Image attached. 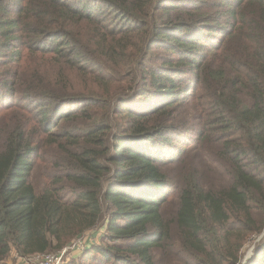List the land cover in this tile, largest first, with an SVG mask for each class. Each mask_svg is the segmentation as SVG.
I'll return each mask as SVG.
<instances>
[{
    "label": "trees",
    "instance_id": "1",
    "mask_svg": "<svg viewBox=\"0 0 264 264\" xmlns=\"http://www.w3.org/2000/svg\"><path fill=\"white\" fill-rule=\"evenodd\" d=\"M94 229L63 264H240L264 232V0H0V264Z\"/></svg>",
    "mask_w": 264,
    "mask_h": 264
},
{
    "label": "rangeland",
    "instance_id": "2",
    "mask_svg": "<svg viewBox=\"0 0 264 264\" xmlns=\"http://www.w3.org/2000/svg\"><path fill=\"white\" fill-rule=\"evenodd\" d=\"M101 232H102L101 229H98V230L94 229V230L85 232V234L82 235V237H84L83 239H82V237H80V238H77V239H79L78 241L74 240L73 241L74 243L73 242L69 243L66 247V251H65L66 253H64L65 254L64 256L66 257V259L69 258V260H73V259L77 258L79 256V249L81 248V245H83V244L85 245V243L87 246L90 243L98 244L100 239H101V236H102ZM263 235H264V232L261 233L260 235L256 236V237H254L253 239H251V241L249 243L246 244V246L243 250V253H242L240 264H245L247 262V260H249L253 256V248H254L255 242L257 241V239L259 237H261ZM13 259H14V261L17 259L16 263H15V264H17L19 257L12 255V259L8 260V262L10 264H13L12 263ZM62 260L64 262V259H62Z\"/></svg>",
    "mask_w": 264,
    "mask_h": 264
},
{
    "label": "built area",
    "instance_id": "3",
    "mask_svg": "<svg viewBox=\"0 0 264 264\" xmlns=\"http://www.w3.org/2000/svg\"><path fill=\"white\" fill-rule=\"evenodd\" d=\"M83 238L84 237H82V239ZM75 240L78 241L79 239H75ZM66 247L62 248L59 252H56V253L37 254V255H34V256H32L30 258H27V259L19 258L17 264H60L61 262L63 263L62 259L65 258V256H64L65 254L64 253H66L65 252L66 251ZM86 248H87L86 243H85V245L84 244L81 245V248L79 249V253L82 252Z\"/></svg>",
    "mask_w": 264,
    "mask_h": 264
}]
</instances>
